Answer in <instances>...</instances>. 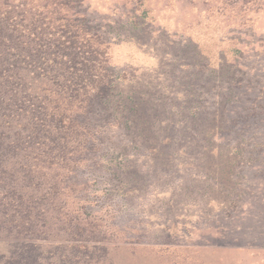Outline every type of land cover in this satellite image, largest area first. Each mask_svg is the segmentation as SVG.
<instances>
[{
    "label": "rangeland",
    "instance_id": "374dc122",
    "mask_svg": "<svg viewBox=\"0 0 264 264\" xmlns=\"http://www.w3.org/2000/svg\"><path fill=\"white\" fill-rule=\"evenodd\" d=\"M0 264H264V0H0Z\"/></svg>",
    "mask_w": 264,
    "mask_h": 264
},
{
    "label": "trees",
    "instance_id": "16d2710c",
    "mask_svg": "<svg viewBox=\"0 0 264 264\" xmlns=\"http://www.w3.org/2000/svg\"><path fill=\"white\" fill-rule=\"evenodd\" d=\"M78 41H76V39H72L71 40V47L70 48V52L65 54L68 63H70V68L74 70L75 68V73L77 74H88L89 70L87 68L88 64H90V60L86 59V57L82 56V53L79 52L78 50V45L77 43ZM81 57L79 60L78 58ZM74 156V157H73ZM72 157L75 159L76 156L73 155ZM76 160V159H75ZM90 225V223L84 222L83 220H77L76 224H75V228H73V231H85V229H87L86 227ZM106 248V247H104ZM107 252V251H106Z\"/></svg>",
    "mask_w": 264,
    "mask_h": 264
}]
</instances>
